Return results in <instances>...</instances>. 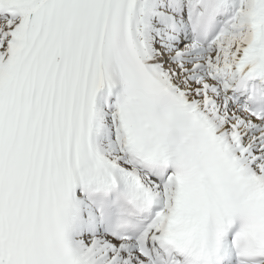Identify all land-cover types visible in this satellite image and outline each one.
I'll use <instances>...</instances> for the list:
<instances>
[{"label": "snow or ice", "instance_id": "snow-or-ice-1", "mask_svg": "<svg viewBox=\"0 0 264 264\" xmlns=\"http://www.w3.org/2000/svg\"><path fill=\"white\" fill-rule=\"evenodd\" d=\"M0 264H264V0H0Z\"/></svg>", "mask_w": 264, "mask_h": 264}]
</instances>
